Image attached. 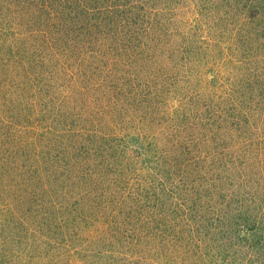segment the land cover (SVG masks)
Wrapping results in <instances>:
<instances>
[{"label": "rangeland", "instance_id": "rangeland-1", "mask_svg": "<svg viewBox=\"0 0 264 264\" xmlns=\"http://www.w3.org/2000/svg\"><path fill=\"white\" fill-rule=\"evenodd\" d=\"M0 264H264V0H0Z\"/></svg>", "mask_w": 264, "mask_h": 264}, {"label": "trees", "instance_id": "trees-1", "mask_svg": "<svg viewBox=\"0 0 264 264\" xmlns=\"http://www.w3.org/2000/svg\"><path fill=\"white\" fill-rule=\"evenodd\" d=\"M63 5V4H62ZM62 8V7H61ZM63 9V8H62ZM71 9V7H67V11H69ZM63 12H66L65 10H63ZM92 31V29H89V30H87V32L85 33V36L88 38V39H90L91 38V34L93 33H89V32H91ZM82 38H84V37H82ZM86 39V38H85ZM90 40H92V39H90Z\"/></svg>", "mask_w": 264, "mask_h": 264}]
</instances>
